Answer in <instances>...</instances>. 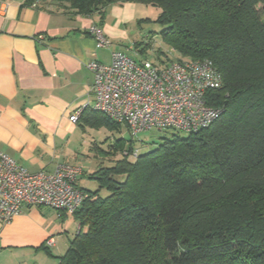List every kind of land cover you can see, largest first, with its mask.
<instances>
[{
	"label": "trees",
	"instance_id": "16d2710c",
	"mask_svg": "<svg viewBox=\"0 0 264 264\" xmlns=\"http://www.w3.org/2000/svg\"><path fill=\"white\" fill-rule=\"evenodd\" d=\"M48 1L100 19L113 4L153 5L176 59L210 60L222 75L208 127L89 175L97 190L82 189L57 264H264V0ZM92 112V125L120 126Z\"/></svg>",
	"mask_w": 264,
	"mask_h": 264
},
{
	"label": "crops",
	"instance_id": "0c3cea01",
	"mask_svg": "<svg viewBox=\"0 0 264 264\" xmlns=\"http://www.w3.org/2000/svg\"><path fill=\"white\" fill-rule=\"evenodd\" d=\"M138 4H113L102 22L97 14L74 16L48 0H0V152L30 172L51 171L58 163L79 167L76 185L85 190L80 179L90 174L77 137L94 117L93 74L86 64L107 65L115 52L111 42L98 48L87 29L97 25L115 40ZM79 107L83 115L71 123ZM72 218L47 206H24L0 223V264H57L79 229ZM48 238L52 247L45 245Z\"/></svg>",
	"mask_w": 264,
	"mask_h": 264
},
{
	"label": "built area",
	"instance_id": "2783aa9c",
	"mask_svg": "<svg viewBox=\"0 0 264 264\" xmlns=\"http://www.w3.org/2000/svg\"><path fill=\"white\" fill-rule=\"evenodd\" d=\"M87 30L98 48L110 47L97 25ZM86 68L93 74L92 110L125 125L133 136L153 129L198 133L221 113L207 104V92L222 87V75L210 60L178 61L169 49L158 64L136 63L127 52L115 51L109 64L90 61ZM82 112L83 107L75 109L69 121L77 123ZM81 174V168L66 163L30 172L0 152V223H8L24 206L73 215L88 196L76 185ZM53 244L52 238L45 242Z\"/></svg>",
	"mask_w": 264,
	"mask_h": 264
},
{
	"label": "rangeland",
	"instance_id": "374dc122",
	"mask_svg": "<svg viewBox=\"0 0 264 264\" xmlns=\"http://www.w3.org/2000/svg\"><path fill=\"white\" fill-rule=\"evenodd\" d=\"M257 8L260 9L261 6L259 5ZM138 9L136 17L122 27L121 32L123 33L119 32L117 38L110 41L115 49L113 51H127L136 63L148 61L158 64L165 61L169 48L162 43L160 37L163 26L157 22V19L161 10L153 5L140 3ZM101 20L103 22L105 16H102ZM84 129L85 131L82 133L78 130L77 150L80 159L87 160L84 170L88 174H91L99 166H108L116 160H121L124 158V153L129 151H136L137 156L145 155L155 149L163 139L174 133L186 136V133L182 131L166 130L161 132L154 129L133 136L123 124L116 128H107L105 125L97 123L96 125H86ZM126 159L129 162L135 160L133 156H128ZM80 180H83L86 191L97 190L95 179L83 176ZM100 196L105 198L108 193L101 191Z\"/></svg>",
	"mask_w": 264,
	"mask_h": 264
}]
</instances>
